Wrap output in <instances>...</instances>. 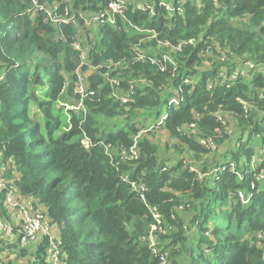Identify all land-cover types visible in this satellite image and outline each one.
<instances>
[{
	"label": "trees",
	"instance_id": "obj_1",
	"mask_svg": "<svg viewBox=\"0 0 264 264\" xmlns=\"http://www.w3.org/2000/svg\"><path fill=\"white\" fill-rule=\"evenodd\" d=\"M108 1L46 0L72 19L63 23L31 0H0L2 173L12 164L17 192L56 226L59 264H158L140 241L154 224L150 207L161 215L157 245L168 264H264L256 237L264 231V0H186L180 12L143 0L144 9L86 27ZM129 23L180 44L174 70L159 69L166 48L140 41L148 33ZM246 61L257 70L220 82L224 68ZM158 132L180 157L160 153ZM48 245L44 235L35 264H50ZM17 246L0 241V264Z\"/></svg>",
	"mask_w": 264,
	"mask_h": 264
},
{
	"label": "built area",
	"instance_id": "obj_2",
	"mask_svg": "<svg viewBox=\"0 0 264 264\" xmlns=\"http://www.w3.org/2000/svg\"><path fill=\"white\" fill-rule=\"evenodd\" d=\"M32 4L35 7L39 8V10H43L45 12V17L50 22H63L68 23L72 21L67 17H62L59 15L58 10H60L59 5L56 2L48 3L46 0L43 1V4L39 3V0H31ZM186 0H177V6H174L170 1L165 0L160 2L161 5L165 7V9L169 12L174 10H178L179 12L182 11V4ZM134 9H144L145 1L143 0H109L107 4L102 8L99 12L92 14L91 16H86L84 23L87 26L98 25L103 23H114L115 16L120 15L125 18L124 11L129 7ZM64 11H67L64 8ZM74 22V19H73ZM130 26L135 28L140 32H147L148 35L141 39L140 41H146L150 39H156L157 41V48L163 47L166 50L162 53V58L159 60V69L164 71L166 68V64H170L175 69L176 63L173 58V54L180 48V44L178 45H171L170 43L160 40L157 38V34L153 30H144L143 27L132 25L129 23ZM76 50L78 49L77 45H74ZM149 59L151 63L155 62V58L147 57L143 52H135V59L136 60H144ZM257 70L249 61L244 62L241 65H236L234 67H230L228 69L224 68L220 74V82H226V86H228L231 82L235 81L240 77H246L253 71ZM262 71L264 72V65L262 66ZM88 73V72H87ZM86 73V74H87ZM85 74V76H86ZM84 75V74H83ZM1 78V76H0ZM79 79H81L79 77ZM190 79V78H189ZM185 79V82H191V79ZM109 83L112 86H118L119 81L116 78H109ZM217 81V80H216ZM216 81L214 83H216ZM77 91L82 94L84 91V86L79 83L76 87ZM128 101L126 96L121 98V102ZM221 118V117H219ZM222 121V120H221ZM224 124V121H222ZM217 132H219L217 130ZM86 142V141H85ZM202 144L209 145L211 149L214 148V144L211 140H202ZM108 147V146H106ZM129 156L136 158V150L135 148L131 147L129 150ZM121 153H125L123 150ZM1 162V160H0ZM7 162L10 160H5V167ZM231 167L232 164L230 165ZM2 169L0 168V186L5 190L4 195V202L6 205L10 207L17 208L20 214V220L17 226L11 225L8 222H5L3 217L0 215V230H4L7 234L14 238V241L18 243L19 246L25 247L27 245H32L34 249L31 248L33 254H31V259L34 260V253L37 250L38 245L41 242V239L44 235L48 236L49 238V245L46 250L45 260L50 264H59V249H58V239L54 238L52 231L50 229V224L48 217L45 211L41 208L36 207L31 201L27 199H21L20 194L17 192L16 186H9L5 188V184L3 182L2 176ZM125 181H128L132 187V189L138 191L142 194L143 185L137 181H131L128 179L127 176H123ZM242 197V194H239ZM150 212L152 218L154 219V224L150 226L147 233L140 237L141 243L145 244L147 248L150 250L152 255L157 257L158 264H168V250L165 249L164 251H160L157 245V235L159 233H164L165 229L161 225V215L157 212V210L153 207H150ZM257 240L259 244L264 247V231L258 232L256 234ZM34 264V263H31Z\"/></svg>",
	"mask_w": 264,
	"mask_h": 264
},
{
	"label": "crops",
	"instance_id": "obj_3",
	"mask_svg": "<svg viewBox=\"0 0 264 264\" xmlns=\"http://www.w3.org/2000/svg\"><path fill=\"white\" fill-rule=\"evenodd\" d=\"M164 136H166L167 139H168V136L166 134H164ZM10 165H12V164H9L5 168V170L7 168H10L11 170L6 171V174H5V171H4L3 174H2L3 181H4V184H5L6 187L15 186V181L19 179V173L15 170L14 167H10ZM2 190H4V189L1 188V186H0V192H2ZM20 198L21 199H27V200L31 201L34 205L36 204L35 206L38 205L36 203L35 199L33 197H31V196H28V195L23 196V195L20 194ZM40 206H43V205L40 204ZM3 207H4V210H5V213L2 214V215L0 214V215L3 217L5 222H8L11 225L17 226V224L19 223V220H20V214H19L17 208L10 207V206L6 205L5 202H4V197H3ZM50 229L52 231V234L54 235V238L58 239L56 226L50 224ZM15 237H16V234H15ZM15 237H11L4 230H0V241L2 240V241L7 242L9 244L11 243V245L13 247L16 246V242L14 241ZM20 248H26V249L27 248H32V249H34L32 245H27L25 247L17 246V249H14V250L12 249V252H11L14 255V258H18L20 261H22L21 264L34 263V261L31 259V256H30V250L29 249L26 250V254H21V253L17 252ZM8 253L9 252H7V254ZM5 261H6V263H4V264H8V262L10 263V261L8 259V256L5 258Z\"/></svg>",
	"mask_w": 264,
	"mask_h": 264
},
{
	"label": "rangeland",
	"instance_id": "obj_4",
	"mask_svg": "<svg viewBox=\"0 0 264 264\" xmlns=\"http://www.w3.org/2000/svg\"><path fill=\"white\" fill-rule=\"evenodd\" d=\"M86 27H88V28H94L95 27V25H91V26H86ZM74 45H77L78 46V49L77 50H81V44H80V42L79 41H74L73 42V47H74ZM75 48V47H74ZM158 48H160V46L158 47ZM76 49V48H75ZM82 52H84V51H82ZM203 66H205V67H208V63H205L204 65H201L200 66V69L202 70L203 69ZM204 67V68H205ZM204 70V69H203ZM87 72H85V73H83L84 75L86 74ZM79 83H81L82 85H83V82H82V78L81 79H79ZM79 85V84H78ZM42 87V86H41ZM77 89V88H76ZM40 90H41V88H39V92H40ZM40 94H42V93H40ZM67 107H70V108H73V106H68L67 105ZM224 127L225 128H228V125H226V123L224 124ZM230 129H231V127H229ZM230 129H228V131H230ZM227 135V134H226ZM154 140L156 141V142H158L159 141V143H160V150H161V148H162V150H161V154H164V155H170L169 156V158L172 160V159H174L175 157H180L182 154H180V153H178L176 150L174 151V149H172V148H170V147H165V143H167V137L166 136H164V133L163 132H158V133H156V135H155V137H154ZM173 142H174V140H173ZM226 143V142H225ZM180 144V143H179ZM256 145V144H255ZM171 146L173 147V143L171 144ZM180 146H181V148L183 147V145L182 144H180ZM174 148V147H173ZM176 159V158H175ZM186 159H189V158H186ZM190 160V159H189ZM191 161V160H190ZM169 162V161H168ZM7 164H8V162H7ZM253 164V163H252ZM10 167H13V165H10ZM4 182V181H3ZM5 188H7V187H5ZM6 254V253H5ZM31 254H33L32 252L30 253V256H31ZM7 256H8V259H9V261H10V263H12V264H21L22 263V261H20L18 258H14V255L12 254V253H8L7 254ZM4 263H6V261H4Z\"/></svg>",
	"mask_w": 264,
	"mask_h": 264
},
{
	"label": "water",
	"instance_id": "obj_5",
	"mask_svg": "<svg viewBox=\"0 0 264 264\" xmlns=\"http://www.w3.org/2000/svg\"><path fill=\"white\" fill-rule=\"evenodd\" d=\"M90 72H91V70H89L87 74H89ZM87 74H86V75H87Z\"/></svg>",
	"mask_w": 264,
	"mask_h": 264
}]
</instances>
